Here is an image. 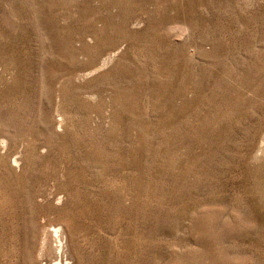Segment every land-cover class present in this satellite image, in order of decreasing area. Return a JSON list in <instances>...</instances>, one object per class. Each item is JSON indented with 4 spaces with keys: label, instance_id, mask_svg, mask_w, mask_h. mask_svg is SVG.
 <instances>
[{
    "label": "rangeland",
    "instance_id": "374dc122",
    "mask_svg": "<svg viewBox=\"0 0 264 264\" xmlns=\"http://www.w3.org/2000/svg\"><path fill=\"white\" fill-rule=\"evenodd\" d=\"M55 224L70 264H264V0H0V264Z\"/></svg>",
    "mask_w": 264,
    "mask_h": 264
},
{
    "label": "bare ground",
    "instance_id": "6f19581e",
    "mask_svg": "<svg viewBox=\"0 0 264 264\" xmlns=\"http://www.w3.org/2000/svg\"><path fill=\"white\" fill-rule=\"evenodd\" d=\"M49 227L50 229L48 234L52 243V253L50 256V261H45L43 264H70V250L67 241L66 230L61 224H55Z\"/></svg>",
    "mask_w": 264,
    "mask_h": 264
}]
</instances>
